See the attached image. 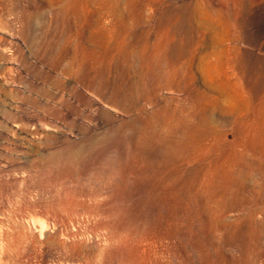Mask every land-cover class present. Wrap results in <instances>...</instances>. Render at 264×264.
<instances>
[{
	"label": "rangeland",
	"instance_id": "1",
	"mask_svg": "<svg viewBox=\"0 0 264 264\" xmlns=\"http://www.w3.org/2000/svg\"><path fill=\"white\" fill-rule=\"evenodd\" d=\"M0 264H264V0H0Z\"/></svg>",
	"mask_w": 264,
	"mask_h": 264
},
{
	"label": "bare ground",
	"instance_id": "2",
	"mask_svg": "<svg viewBox=\"0 0 264 264\" xmlns=\"http://www.w3.org/2000/svg\"><path fill=\"white\" fill-rule=\"evenodd\" d=\"M40 234H43V232L40 231Z\"/></svg>",
	"mask_w": 264,
	"mask_h": 264
}]
</instances>
